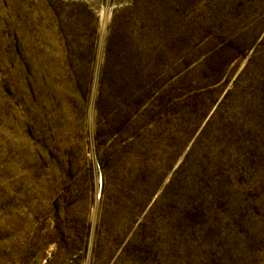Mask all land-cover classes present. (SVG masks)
Here are the masks:
<instances>
[{"label": "rangeland", "instance_id": "obj_1", "mask_svg": "<svg viewBox=\"0 0 264 264\" xmlns=\"http://www.w3.org/2000/svg\"><path fill=\"white\" fill-rule=\"evenodd\" d=\"M0 264H264V0H0Z\"/></svg>", "mask_w": 264, "mask_h": 264}]
</instances>
